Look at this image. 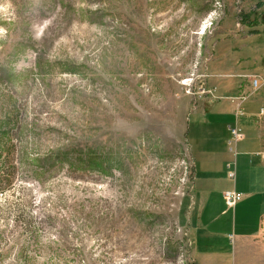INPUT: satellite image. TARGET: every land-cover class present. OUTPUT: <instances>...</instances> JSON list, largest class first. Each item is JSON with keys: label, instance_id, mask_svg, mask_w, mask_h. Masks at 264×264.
I'll use <instances>...</instances> for the list:
<instances>
[{"label": "rangeland", "instance_id": "1", "mask_svg": "<svg viewBox=\"0 0 264 264\" xmlns=\"http://www.w3.org/2000/svg\"><path fill=\"white\" fill-rule=\"evenodd\" d=\"M263 30L264 0H0V264H198L190 154L202 171L209 143L189 119L230 101L216 44ZM255 73L233 97L264 157ZM221 194L213 215L238 220ZM246 232L214 264H264V214Z\"/></svg>", "mask_w": 264, "mask_h": 264}, {"label": "crops", "instance_id": "2", "mask_svg": "<svg viewBox=\"0 0 264 264\" xmlns=\"http://www.w3.org/2000/svg\"><path fill=\"white\" fill-rule=\"evenodd\" d=\"M262 34L264 36V30ZM225 49L227 51L226 58L216 60V62L221 63V67H227L225 68L226 71L233 72L230 75L233 79H228L221 83L219 82L220 80L216 81L213 78L215 80L213 82L215 88L213 89L222 87L230 101L225 105L217 107L211 106L213 103L207 105V103L203 102L202 109L195 112L193 117L189 119L194 123L207 124L205 127L208 129L206 130L207 133L204 136V141L209 143L208 148L200 152V157H202L201 166H203V170H200L201 172L197 170L194 173L197 159L193 153L190 154L193 162L192 187L195 190L192 200V221L194 222L193 227H195V230L199 229L200 232L199 237L196 239V247L199 248L196 253L200 256L198 264H214L217 256L225 259L226 238H231V235L232 238H240V236L247 235L246 231L253 232L258 228L261 216L264 214V157L260 154L258 142L251 131L250 116L254 111H252L249 103L244 102L242 103L245 106L244 114L236 118L235 111L239 99L238 97H233L234 93L238 92L240 87L243 86L245 78L249 80L251 77L250 73L258 72L254 75L264 74L261 73L264 70V45L257 43L256 39L241 37L233 42L226 39L216 44L217 52L224 51ZM207 112L209 115H212L211 119H205ZM222 117L228 122H226L227 124L225 122L221 123L224 129L226 126L228 133L226 136L216 135L215 133V121H219ZM233 124L239 126L245 137L237 142L234 147L235 152L231 151V154L227 148V144L229 145L231 138L229 126ZM216 143H219L220 146ZM232 160L237 165V179L224 188V191L215 192V176L219 164H223V168L226 164L227 168V163ZM198 174H202V185L198 182L200 179ZM227 179L230 180L228 173ZM228 189H235L244 193V197L234 207H228L226 204V210L231 209L233 212L235 211L238 219L235 221H232L231 217L223 219L219 214L213 215V204H215V200L220 198L217 194L222 193L221 197L224 199L223 193ZM197 196L199 199L201 198L202 206L204 205L202 210L194 206L193 201H195L194 198H197ZM219 240L223 242L221 250L218 249L217 245Z\"/></svg>", "mask_w": 264, "mask_h": 264}, {"label": "built area", "instance_id": "3", "mask_svg": "<svg viewBox=\"0 0 264 264\" xmlns=\"http://www.w3.org/2000/svg\"><path fill=\"white\" fill-rule=\"evenodd\" d=\"M252 90L256 91L260 88H264V74L253 75L252 79ZM246 96L238 97L239 102L237 103V108L235 111V116L238 118L239 116L244 114V110L242 108V103L246 100ZM229 131L231 134V138L229 140V148L234 151V147L240 140L244 139L245 134L239 128L237 124H233L229 126ZM235 152V151H234ZM228 169V177L230 179L234 178L236 175V162L230 161L227 163ZM224 200L228 207H234L242 198L243 195L241 192L235 189H228L223 193ZM232 239V235H231Z\"/></svg>", "mask_w": 264, "mask_h": 264}]
</instances>
